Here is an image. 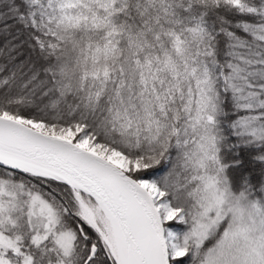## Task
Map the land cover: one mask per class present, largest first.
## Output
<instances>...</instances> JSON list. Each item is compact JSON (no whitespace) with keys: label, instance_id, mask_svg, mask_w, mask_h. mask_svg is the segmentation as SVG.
<instances>
[{"label":"snow or ice","instance_id":"1","mask_svg":"<svg viewBox=\"0 0 264 264\" xmlns=\"http://www.w3.org/2000/svg\"><path fill=\"white\" fill-rule=\"evenodd\" d=\"M0 264H264V0H0Z\"/></svg>","mask_w":264,"mask_h":264}]
</instances>
